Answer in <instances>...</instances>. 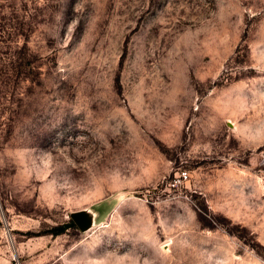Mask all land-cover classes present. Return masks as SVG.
<instances>
[{
    "label": "rangeland",
    "instance_id": "374dc122",
    "mask_svg": "<svg viewBox=\"0 0 264 264\" xmlns=\"http://www.w3.org/2000/svg\"><path fill=\"white\" fill-rule=\"evenodd\" d=\"M0 227L11 264H264V0H0Z\"/></svg>",
    "mask_w": 264,
    "mask_h": 264
},
{
    "label": "water",
    "instance_id": "95a60500",
    "mask_svg": "<svg viewBox=\"0 0 264 264\" xmlns=\"http://www.w3.org/2000/svg\"><path fill=\"white\" fill-rule=\"evenodd\" d=\"M91 214L90 212H75L73 214H71V219H72V224H70V226L76 224L78 226V228L81 231H84L85 229H87L93 220V216L89 218V215ZM65 227H69L68 225H66Z\"/></svg>",
    "mask_w": 264,
    "mask_h": 264
},
{
    "label": "crops",
    "instance_id": "0c3cea01",
    "mask_svg": "<svg viewBox=\"0 0 264 264\" xmlns=\"http://www.w3.org/2000/svg\"><path fill=\"white\" fill-rule=\"evenodd\" d=\"M9 250V245L5 238L3 227H0V264H11L10 258L6 255Z\"/></svg>",
    "mask_w": 264,
    "mask_h": 264
},
{
    "label": "trees",
    "instance_id": "16d2710c",
    "mask_svg": "<svg viewBox=\"0 0 264 264\" xmlns=\"http://www.w3.org/2000/svg\"><path fill=\"white\" fill-rule=\"evenodd\" d=\"M63 230H64V227H56V228L50 229L47 233L56 236L62 233Z\"/></svg>",
    "mask_w": 264,
    "mask_h": 264
},
{
    "label": "built area",
    "instance_id": "2783aa9c",
    "mask_svg": "<svg viewBox=\"0 0 264 264\" xmlns=\"http://www.w3.org/2000/svg\"><path fill=\"white\" fill-rule=\"evenodd\" d=\"M179 177L182 178V179H185L186 178V174L184 172H181Z\"/></svg>",
    "mask_w": 264,
    "mask_h": 264
}]
</instances>
